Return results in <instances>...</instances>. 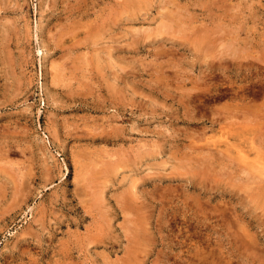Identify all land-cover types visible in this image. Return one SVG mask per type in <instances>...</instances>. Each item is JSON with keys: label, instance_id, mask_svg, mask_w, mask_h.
<instances>
[{"label": "rangeland", "instance_id": "rangeland-1", "mask_svg": "<svg viewBox=\"0 0 264 264\" xmlns=\"http://www.w3.org/2000/svg\"><path fill=\"white\" fill-rule=\"evenodd\" d=\"M263 164L264 0H0V264H264Z\"/></svg>", "mask_w": 264, "mask_h": 264}, {"label": "bare ground", "instance_id": "bare-ground-1", "mask_svg": "<svg viewBox=\"0 0 264 264\" xmlns=\"http://www.w3.org/2000/svg\"><path fill=\"white\" fill-rule=\"evenodd\" d=\"M167 10H168V9H167ZM165 11H166V10H165ZM170 12L173 14L172 11H170ZM174 12H175V11H174ZM176 14H177V13H176ZM179 16H180V15H179ZM181 16H182V15H181ZM162 24H163V23H162ZM165 26H166V25H165ZM165 28H166V27H165ZM139 29L141 30V28H139ZM133 31H134V30H133ZM138 32H139V31H138ZM135 33H136V32H135ZM230 34H231V33H230ZM231 35H232V34H231ZM228 36H229V34H228ZM224 37H225V36H224ZM230 37H231V36H230ZM227 38H228V37H227ZM219 39H220V38H219ZM236 39H238V38H236ZM221 40H222V39H221ZM225 41L228 42L227 39H226ZM241 41H242V40H241ZM235 42H237V40H236ZM255 42H256V41H255ZM258 42H259V41H258ZM219 43H220V41H219ZM243 43H244V42H243ZM253 43H254V42H253ZM253 43H252V44H253ZM259 43H260V42H259ZM262 43H263V42H262ZM247 44H248V42H247ZM249 44H251V43H249ZM228 45H229V44H228ZM232 45H233V44H232ZM236 45H237V44H236ZM240 45H241V44H240ZM258 45H259V44H257V46H258ZM219 46H220V44H219ZM242 46H243V45H242ZM222 47H223V46H222ZM240 47H241V46H240ZM208 48H209V47H208ZM230 48H231V47H230ZM232 48H233V47H232ZM245 48H246V47H245ZM225 49H226V48H225ZM246 49H247V48H246ZM208 50H209V49H208ZM227 50H229V47H227ZM253 50H254V48H253ZM227 52H228V51H227ZM231 53H232V52H231ZM233 53H234V52H233ZM246 54H247V53H246ZM248 54H249V51H248ZM248 54H247V55H248ZM243 55H244V53H243ZM252 56H253V55H252ZM245 58H246V57H245ZM219 63H220V62H219ZM211 64H212V63H211ZM217 66H218V65H217ZM213 68H214V67H213ZM231 68H232V67H231ZM250 68H251V67H250ZM258 68H259V67H258ZM220 69H221V68H220ZM225 69H226V68H225ZM235 69H236V68H235ZM235 69H233V70H235ZM246 69H247V68H246ZM254 69H255V68H254ZM217 70H218V69H217ZM222 70H223V69H222ZM230 70H231V69H230ZM247 70H248V69H247ZM250 70H252V69H250ZM218 71H219V70H218ZM223 71H224V70H223ZM226 71H227V70H226ZM229 72H230V71H229ZM229 72H228V73H229ZM240 72H241V71H239V73H240ZM242 72H243V71H242ZM249 72H250V71H249ZM260 72H261V71H260ZM232 73H233V72H232ZM246 73H247V72H246ZM229 74H230V73H229ZM250 74H252V73H250ZM253 74H254V73H253ZM258 74H259V73H258ZM258 74H257V75H258ZM231 75H232V74H231ZM246 75H248V74H246ZM237 76H238V75H237ZM252 76H253V75H252ZM254 76H255V75H254ZM235 77H236V76H235ZM245 77H246V76H245ZM249 77H250V76H249ZM232 90H233V89H232ZM235 90H236V89H235ZM241 90H242V89H241ZM236 91H237V90H236ZM245 91H246V90H245ZM242 93H243V90H242ZM234 94H235V93H234ZM237 95H239V94H237ZM248 96H249V95H248ZM222 98H223V96H222ZM233 98H234V97H233ZM240 98H241V96H240ZM247 98H248V97H247ZM223 99H224V98H223ZM242 99H243V98H242ZM247 100H248V99H247ZM249 100H250V99H249ZM237 101H238V100H237ZM243 102H244V101H243ZM235 103H236V102H235ZM239 103H241V102H239ZM243 105H244V103H243ZM236 108H237V107H236ZM243 108H245V107H243ZM239 109H240V108H239ZM227 112H228V111H227ZM234 116H235V115H234ZM234 116H232V118H233ZM228 117H230V116H228ZM245 117H246V116H245ZM214 119H215V118H214ZM215 120H217V119H215ZM234 120H235V119H234ZM244 120H245V119H244ZM226 121H227V120H226ZM230 121H231V120H230ZM245 121H246V120H245ZM232 122H233V121H232ZM232 122H231V123H232ZM240 123H241V122H240ZM235 124H236V123H235ZM242 124H243V123H242ZM210 125H211V124H210ZM228 125L230 126L231 124H228ZM228 125H227V126H228ZM237 125H239V124H237ZM227 126L225 127L226 129L228 128ZM233 126H234V125H233ZM239 126H242V125L240 124ZM244 126H246L245 123H244ZM235 127H237V126H235ZM205 128H206V127H205ZM221 128H222V127H221ZM242 128H244V130H245V127L242 126ZM222 129H223V128H222ZM222 129H221V130H222ZM226 129H225V130H226ZM231 129H232V127H231ZM247 129H248V127H247ZM228 130H229V129H228ZM233 131H234V130H233ZM241 131H242V130H241ZM228 132H229V131H228ZM243 132H244V131H243ZM249 132H250V131H249ZM224 133H225V131H224ZM229 133H230V132H229ZM234 133H235V131H234ZM244 133H247V132L245 131ZM242 135H243V134H242ZM249 135H250V134H249ZM230 136H231V135H230ZM244 136H245V135H244ZM244 136H243V137H244ZM250 136H251V135H250ZM226 137H227V136H226ZM226 137H225V138H226ZM252 137H253V135H252ZM252 137H250V138H252ZM225 138H224V140H225ZM244 138H245V137H244ZM244 138H242V140H243ZM228 139H229V137H228ZM239 139H240V138H239ZM229 140H230V139H229ZM231 140H232V139H231ZM233 140H234V139H233ZM233 140H232V141H233ZM236 140H237V139H236ZM249 140H251V139H249ZM226 141H227V140H226ZM245 141H247L246 138H245ZM224 142H225V141H224ZM230 142H231V141H230ZM237 142L240 143V141H237ZM241 142H242V141H241ZM252 142H253V140H252ZM219 143H220V142H219ZM225 143H226V142H225ZM231 143H236V142H231ZM239 143H238V144H239ZM236 144H237V143H236ZM238 144H237V145H238ZM245 144H246V143H245ZM253 144H254V143H252V145H253ZM216 145H217V144H216ZM229 145H230V144H229ZM233 145H234V144H233ZM233 145H232V146H233ZM247 145H248V144H247ZM247 145H244V146H247ZM249 145H250V144H249ZM252 145H251V146H252ZM254 145H255V144H254ZM254 145H253V146H254ZM218 146H219V145H218ZM239 146H240V144H239ZM239 146H238V148H239ZM241 146H242V145H241ZM244 146H243V147H244ZM214 147H215V146H214ZM227 147H229V146L227 145ZM230 147H231V146H230ZM259 147H260V146H259ZM232 148H234V147H232ZM244 148H245V147H244ZM254 148H255V147H253L252 151H254ZM260 148H261V147H260ZM207 149H208V148H207ZM225 149H226V148H225ZM226 150H227V149H226ZM228 150H229V148H228ZM228 150H227V151H228ZM239 150H240V149H239ZM241 150H242V149H241ZM244 150H245V149H244ZM196 151H197V150H196ZM201 151H203V150H201ZM215 151H216V150H215ZM223 151H225V150H223ZM242 151H243V150H242ZM249 151H250V150H249ZM206 152H207V151H206ZM206 152H205V153H206ZM208 152H209V151H208ZM229 152H231V151H229ZM246 152H247V151H246ZM246 152H244V153H246ZM219 153H220V152H219ZM226 153L228 154V152H226ZM231 153H232V152H231ZM238 153H240V152H238ZM244 153H243V154H244ZM206 154H207V153H206ZM209 154H210V152H209ZM213 154H215V152H214ZM229 154H230V153H229ZM243 154H242V155H243ZM260 154H261V153H260ZM221 155H222V154H221ZM239 155H240V154H239ZM242 155H241V156H242ZM211 156H212V155H211ZM204 157H205V155H204ZM246 157H247V156H246ZM206 158H208V157H206ZM234 158H235V157H234ZM209 159H210V157L208 158V160H209ZM204 160H205V159H204ZM210 160H211V159H210ZM213 160H215V159H213ZM217 160H218V157H217ZM228 160H229V159H228ZM228 160H227V161H228ZM205 161H206V160H205ZM231 161H232V160H231ZM208 162H209V161H208ZM217 162H218V161H217ZM219 162H220V161H219ZM224 162H225V161H224ZM239 162H240V160H239ZM229 163H230V162H229ZM235 163H236V162H235ZM240 163H241V162H240ZM255 163H256V164H260V163H258V162H255ZM255 163H254V164H255ZM262 163H263V162H262ZM202 164H203V163H202ZM214 164H215V162H214ZM227 164H228V163H227ZM230 164H231V163H230ZM233 164H234V163H233ZM238 164H239V163H238ZM211 165H212V163H211ZM217 165H218V164H217ZM220 165H221V164H220ZM224 165H225V164H224ZM242 165H243V164H242ZM247 165H248V164H247ZM234 166H235V165H234ZM252 166H253V165H252ZM263 166H264V164H263ZM225 167H226V166H225ZM243 167H244V166H243ZM256 167H257V166H256ZM256 167H254V168L256 169ZM216 168H220V167L218 166V167H216ZM232 168H233V167H232ZM233 169L235 170V168H233ZM243 169H244V168H243ZM263 169H264V167H263ZM236 170H237V169H236ZM236 170H235V171H236ZM245 170H246V169H245ZM245 170H244V171H245ZM259 170L261 171V169H259ZM238 171H239V170H238ZM248 171H249V170H248ZM257 171H258V170H257ZM233 172H234V171H233ZM249 172H250V171H249ZM262 172H263V171H262ZM262 172H261V173H262ZM258 173H259V172H258ZM231 174H233V173H231ZM243 174H245V173H243ZM246 174H247V173H246ZM252 174H253V173H252ZM254 176H255V175H254ZM261 176H262V175H261ZM238 178H239V177H238ZM255 178H256V176H255ZM257 178H258V177H257ZM254 180H256V179H254ZM258 180H259V179H258ZM258 180H257V181H258ZM240 181H241V180H240ZM252 184H253V183H252ZM252 184L250 183L249 185L251 186ZM259 190H260V189H259ZM128 207H129V206H128ZM124 212H125V211H124ZM124 215H125V214H124ZM131 216H133V215H131ZM136 216H137V214H136ZM134 217H135V216H134ZM137 218H138V217H137ZM139 220H140V219H139ZM133 221H135V220H133ZM139 226H140V225H139ZM135 227H137V226H135Z\"/></svg>", "mask_w": 264, "mask_h": 264}]
</instances>
